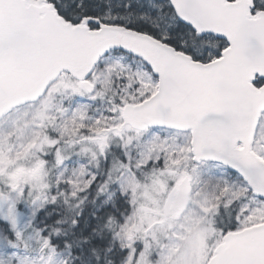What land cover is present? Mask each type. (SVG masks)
Returning <instances> with one entry per match:
<instances>
[{"label":"snow or ice","instance_id":"6c2138e0","mask_svg":"<svg viewBox=\"0 0 264 264\" xmlns=\"http://www.w3.org/2000/svg\"><path fill=\"white\" fill-rule=\"evenodd\" d=\"M0 264H264V0H0Z\"/></svg>","mask_w":264,"mask_h":264}]
</instances>
